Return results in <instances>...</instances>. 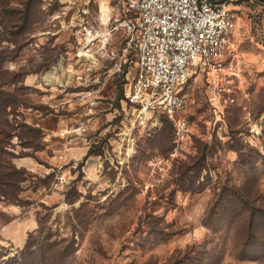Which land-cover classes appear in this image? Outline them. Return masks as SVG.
Returning <instances> with one entry per match:
<instances>
[{
	"label": "rangeland",
	"instance_id": "obj_1",
	"mask_svg": "<svg viewBox=\"0 0 264 264\" xmlns=\"http://www.w3.org/2000/svg\"><path fill=\"white\" fill-rule=\"evenodd\" d=\"M27 2L0 0V264H264L223 195L264 209L263 78L245 72L223 105L193 74L191 135L160 180L148 160L169 152L172 128L122 97L133 46L108 76L76 35L86 0Z\"/></svg>",
	"mask_w": 264,
	"mask_h": 264
},
{
	"label": "built area",
	"instance_id": "obj_2",
	"mask_svg": "<svg viewBox=\"0 0 264 264\" xmlns=\"http://www.w3.org/2000/svg\"><path fill=\"white\" fill-rule=\"evenodd\" d=\"M115 1L93 9L86 0L76 17V35L83 55L112 65L108 76L121 71L133 46L134 75L123 98L139 118L160 113L169 121L171 149L148 160L152 173L164 180L191 135L183 93L191 76L205 77L211 103L235 100L237 55L230 47L235 14L226 0Z\"/></svg>",
	"mask_w": 264,
	"mask_h": 264
},
{
	"label": "crops",
	"instance_id": "obj_3",
	"mask_svg": "<svg viewBox=\"0 0 264 264\" xmlns=\"http://www.w3.org/2000/svg\"><path fill=\"white\" fill-rule=\"evenodd\" d=\"M103 7L111 0H97ZM217 1V0H215ZM235 14V29L230 35V47L237 55L236 67L239 91L246 72L252 81L264 80V0H226Z\"/></svg>",
	"mask_w": 264,
	"mask_h": 264
},
{
	"label": "trees",
	"instance_id": "obj_4",
	"mask_svg": "<svg viewBox=\"0 0 264 264\" xmlns=\"http://www.w3.org/2000/svg\"><path fill=\"white\" fill-rule=\"evenodd\" d=\"M29 4H30V0L29 2H27V4L25 3L26 6H29ZM5 12L7 11L5 10ZM122 97H123V91H122ZM167 122L169 123L168 120ZM14 172L18 173L19 171L15 170ZM225 194H226L225 197L228 198L227 199L228 201H230L229 199L232 198L233 201L236 202L234 206L235 214L237 215V217L243 219L242 227L245 234V242L243 244V248L249 246L248 244L251 245V243H253L252 246L257 247L256 249L264 250L263 249L264 248V209L257 206L249 196L246 197V195L241 193L239 190H237L236 192H231L229 188H223V195ZM258 229L262 230L261 234H258L257 232ZM27 247L28 245L26 244L25 248ZM244 251L245 250L241 249V251L239 252V257L241 258L246 257ZM6 264H16V263L10 261L7 262ZM22 264H24V262H22Z\"/></svg>",
	"mask_w": 264,
	"mask_h": 264
}]
</instances>
